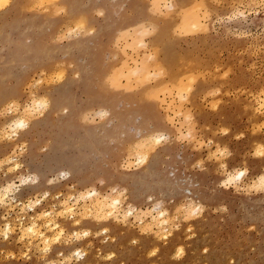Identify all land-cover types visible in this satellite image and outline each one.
<instances>
[{
    "label": "rangeland",
    "instance_id": "374dc122",
    "mask_svg": "<svg viewBox=\"0 0 264 264\" xmlns=\"http://www.w3.org/2000/svg\"><path fill=\"white\" fill-rule=\"evenodd\" d=\"M7 184L0 264H264V0H9ZM44 213L50 250L18 241Z\"/></svg>",
    "mask_w": 264,
    "mask_h": 264
},
{
    "label": "bare ground",
    "instance_id": "6f19581e",
    "mask_svg": "<svg viewBox=\"0 0 264 264\" xmlns=\"http://www.w3.org/2000/svg\"><path fill=\"white\" fill-rule=\"evenodd\" d=\"M8 1L9 0H2V2H1V0H0V2L2 3V4H0L1 6V8H3L5 5H7L8 4ZM113 1V0H112ZM200 6V5H199ZM198 6V7H199ZM196 8V7H195ZM194 8V9H195ZM191 9V8H190ZM192 10V9H191ZM190 17H192V15L190 16ZM196 17V16H195ZM195 17H192V18H194V19H196ZM197 17H198V15H197ZM197 19H199V18H197ZM188 20H189V18H188ZM196 21V20H195ZM194 21V22H195ZM188 22V26H190L191 25V23H192V20L189 22V21H187ZM187 22H185V24L187 23ZM197 22V21H196ZM185 24L183 25V27L185 26ZM195 24H197V23H195ZM187 25H186V27H187ZM198 25V24H197ZM197 25L195 26L196 27V30H197ZM199 25H200V23H199ZM193 27H194V25H193ZM195 27L193 28V29H195ZM202 27V26H201ZM185 28V27H184ZM183 28V29H184ZM143 30V29H142ZM191 30V29H190ZM66 32V31H65ZM140 32V31H139ZM142 32V31H141ZM134 33H136V31L134 32ZM138 33V32H137ZM138 36V35H137ZM135 37H136V35H135ZM137 38V37H136ZM139 38V37H138ZM125 40V39H124ZM135 40V39H134ZM132 42H133V40H132ZM135 49V48H134ZM144 59V58H143ZM147 59V58H146ZM141 60V59H140ZM141 62H143V61H141ZM127 67V66H126ZM129 67V66H128ZM138 68V67H137ZM142 68V67H141ZM158 68V67H157ZM128 69V68H127ZM141 70V69H140ZM137 72H139L138 70H137ZM164 75V74H163ZM193 78H194V76L193 75H191ZM196 77V76H195ZM113 79V78H112ZM188 79V78H187ZM189 80V79H188ZM194 80V79H193ZM186 81V80H185ZM191 81V80H190ZM119 82H120V80H119ZM187 83H188V81H187ZM186 83V87H187V84ZM167 87V86H166ZM165 87V88H166ZM186 87H184V89L186 88ZM164 88V89H165ZM172 88V87H171ZM174 90V89H173ZM179 91H181V89L179 90ZM178 92V91H177ZM172 93V92H171ZM46 102V101H45ZM33 103H34V101H33ZM48 104V103H47ZM34 105V104H33ZM41 105V104H40ZM39 105V106H40ZM22 116V115H21ZM24 117V116H23ZM22 117V118H23ZM18 119V118H16L15 117V121H14V119L12 120V121H14V123L13 122H11V123H9V128L11 129L12 127V130L16 127V128H18V130L20 129H24L27 125H28V123H27V120H25V119ZM26 118V117H25ZM30 118V117H29ZM17 119V120H16ZM13 124V126H11V125ZM14 132H16V130L14 131ZM146 137V136H145ZM152 137V136H151ZM148 138V137H147ZM146 138V139H147ZM154 138H156V137H154ZM154 138H152V139H154ZM158 138V137H157ZM155 140V139H154ZM153 140V141H154ZM147 141V140H146ZM157 142H159L160 140L158 139V140H156ZM155 141V142H156ZM149 142H150V139H149ZM145 143H147V142H145ZM153 143V142H152ZM136 144V143H135ZM140 144H142V143H140ZM144 144V143H143ZM142 144V145H143ZM157 144V143H156ZM149 145V144H148ZM138 147L140 148V145L138 144ZM150 147V146H149ZM149 147H147V148H145V149H148ZM261 147V146H260ZM144 148V147H143ZM141 149V148H140ZM258 150H260V149H258ZM137 154V153H136ZM142 155L143 154V152L141 153V151L140 152H138V154H137V156L138 155ZM145 154V153H144ZM142 155V157L140 156V159H139V161H143L144 160V156L145 155ZM138 158H139V156H138ZM17 164V163H16ZM18 165V164H17ZM16 166V165H15ZM14 166V167H15ZM243 172H244V170H243ZM243 172H239V173H237V175H236V177L237 178H239V177H242L243 175H244V173ZM232 176H234V175H232ZM227 177V176H226ZM235 177V176H234ZM228 181H230V180H232L233 178L231 177V174H228V177L226 178ZM258 179V178H257ZM233 180H235V179H233ZM232 180V181H233ZM260 180V179H259ZM231 181V182H232ZM258 181V180H257ZM260 182H263L262 180H260L258 183H260ZM222 183H224V182H222ZM228 184H229V182H227ZM257 186H258V184H257ZM259 187V186H258ZM12 185L11 184H7V185H5V186H1L0 187V208L4 211V212H6V214H4V215H7L8 216V214H9V211L8 210H10V207L12 206L10 203L8 204V202H7V199L9 198V193L10 192H12ZM259 190V189H258ZM14 199H15V197H13ZM84 198V197H83ZM82 198V199H83ZM90 198H91V196H90ZM27 199V198H26ZM98 199V198H97ZM96 199V201H98V200H100V199H98L97 200ZM75 200V199H74ZM10 201V200H9ZM92 201H94V200H92ZM91 201V202H92ZM114 201V200H113ZM39 202V201H38ZM111 202V201H110ZM21 203V202H20ZM108 203H109V201H108ZM108 203H107V201L106 200H104V201H102V202H100V204H99V206H100V208H102V209H104L102 212L104 213L103 215L104 216H110V215H112V212L111 211H113L111 208H110V210L108 209V210H105L106 208H107V206H108ZM117 203V201L116 202H113V204H112V208H114L113 206L115 205ZM94 204V203H93ZM14 205V204H13ZM109 205H111V203L109 204ZM89 206V205H88ZM116 206V205H115ZM30 208H32L33 206H29ZM91 207H93V206H91ZM111 207V206H110ZM75 208V207H74ZM74 208L73 207H71V206H69L68 208L66 207V209H67V212L69 213V214H67V215H69L70 217H71V215H73V211H74ZM87 208V207H86ZM108 208H109V206H108ZM12 209V208H11ZM52 209V208H51ZM51 209H50V211H51ZM115 209V211H117L116 210V207L114 208ZM32 211H34L33 209H31ZM66 211V210H65ZM89 210H87V212H85L86 214H87V216H89L88 215V212ZM91 211V210H90ZM97 211V210H96ZM95 211V212H96ZM13 212V211H12ZM11 212V213H12ZM52 212H53V210H52ZM101 212V213H102ZM46 213V212H45ZM44 213V215H46L47 217H49V218H47L48 220H46V222L44 223V227H41L40 225H39V223H38V221L33 217L31 220H29L27 223H25V224H23L22 222L21 223H18L17 225H18V233L16 234L17 235V240L18 241H22L23 239H25V240H27V242L28 243H32L33 241L34 242H36L37 244H41V245H43L42 246V248H43V250H50V247H51V244H52V242L54 241V240H58V236H60V232H61V234H62V230L60 229V227H58V222L56 223L55 221L53 222V219H52V217L51 216H48L49 215V213L48 214H45ZM84 213V214H85ZM98 213H100V211L98 212ZM57 214V213H56ZM85 214V215H86ZM94 214V213H93ZM96 214V213H95ZM108 214V215H107ZM162 214V213H161ZM161 214H160V217H161ZM99 215V214H98ZM42 216V215H41ZM74 216V215H73ZM72 216V217H73ZM94 216V215H93ZM163 216V215H162ZM40 217V216H39ZM61 217V216H60ZM82 217H84L83 215H82ZM97 217V216H96ZM114 217V216H113ZM40 218H42V217H40ZM39 218V219H40ZM44 218V217H43ZM51 218V219H50ZM77 218V217H76ZM101 218V217H100ZM8 219V218H7ZM45 219V218H44ZM97 219H99V218H97ZM163 219V218H162ZM42 220V219H41ZM73 220H75V219H73ZM21 221V220H20ZM19 221V222H20ZM40 221V220H39ZM45 221V220H44ZM77 221V220H76ZM79 221V220H78ZM77 221V222H78ZM157 222V221H156ZM42 223H43V221H42ZM160 223V222H159ZM14 224V223H13ZM76 224V223H75ZM160 224H162V223H160ZM14 226H15V224L14 225H12L9 221H7V220H5V223H4V231L5 232H7V233H11V232H14L15 233V230H14ZM60 226V225H59ZM159 226V225H158ZM48 230V231H47ZM104 230H106V229H104ZM48 232H50V233H48ZM85 232V231H84ZM158 232H159V230H158ZM4 233V232H3ZM9 233V234H10ZM71 234V233H70ZM5 235H6V233H5ZM8 235V234H7ZM8 236H10V235H8ZM61 237V236H60ZM65 237V236H64ZM8 239V238H7ZM26 242V241H25ZM24 242V243H25ZM55 242V241H54ZM53 242V243H54ZM27 243V244H28ZM28 246V245H27ZM31 247V246H30ZM77 250V249H76ZM75 250V251H76ZM76 252H78L79 253V255H80V251H76ZM183 252V251H182ZM180 250L177 252V253H182ZM4 254V253H3ZM75 254H77V253H75ZM78 256V255H77ZM81 264H86V262H82Z\"/></svg>",
    "mask_w": 264,
    "mask_h": 264
},
{
    "label": "clouds",
    "instance_id": "9594fccd",
    "mask_svg": "<svg viewBox=\"0 0 264 264\" xmlns=\"http://www.w3.org/2000/svg\"><path fill=\"white\" fill-rule=\"evenodd\" d=\"M41 108H46L47 107V103L46 102H41V105H40ZM106 115V113H105ZM61 176L64 177V178H67V174L66 173H61ZM85 235H87V233H85ZM5 239H7V236L4 237Z\"/></svg>",
    "mask_w": 264,
    "mask_h": 264
}]
</instances>
